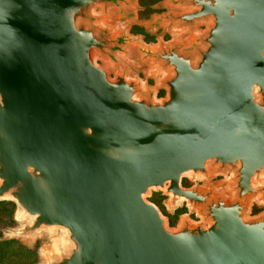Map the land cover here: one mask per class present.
I'll return each instance as SVG.
<instances>
[{"label": "water", "instance_id": "obj_1", "mask_svg": "<svg viewBox=\"0 0 264 264\" xmlns=\"http://www.w3.org/2000/svg\"><path fill=\"white\" fill-rule=\"evenodd\" d=\"M130 1L0 0V201L23 220L4 239L61 232L35 264H264V0H168L189 37L155 45L112 23ZM158 189L201 220L172 228Z\"/></svg>", "mask_w": 264, "mask_h": 264}, {"label": "rangeland", "instance_id": "obj_2", "mask_svg": "<svg viewBox=\"0 0 264 264\" xmlns=\"http://www.w3.org/2000/svg\"><path fill=\"white\" fill-rule=\"evenodd\" d=\"M167 0H131L130 5L125 7L126 11L130 13V18L127 20H121L118 17V12L115 10V16L112 18V23L119 29L127 26L129 33L139 40L143 45H155L159 42H170L173 39H187L189 33H184L181 30L174 29L169 23L162 22L161 17L171 12L181 13L185 9L178 8L177 6L167 5ZM100 10V9H98ZM160 17V18H159ZM159 18V19H158ZM208 24H199L198 30L206 29ZM135 55L129 60L128 74L130 77L139 78L146 87H151L157 90V96L166 95V89L157 86V76L152 72L151 64L144 63L140 60L139 51H134ZM102 63V62H101ZM161 76V75H160ZM226 177L220 174H211L208 180L201 176H195L193 174H186L183 178L184 184L192 186H207L214 184L217 190L229 195L226 187ZM264 186V182L262 183ZM170 195H167L165 191L158 189L152 190L149 200L154 202L168 219V222L172 228H176L182 217L187 215L194 221H200L201 217L187 200L179 201L176 206L169 205ZM16 222L12 227L0 228V234H6L8 237H12L14 229L19 227L23 220L20 219V209L16 207ZM264 212V198L259 197L254 199L251 206V215H258ZM7 230V232H4ZM62 233H39L36 234L33 239L20 238V241L28 247H36L38 251V260L36 263L42 262V252L52 246L60 244ZM35 264V263H34Z\"/></svg>", "mask_w": 264, "mask_h": 264}, {"label": "trees", "instance_id": "obj_3", "mask_svg": "<svg viewBox=\"0 0 264 264\" xmlns=\"http://www.w3.org/2000/svg\"><path fill=\"white\" fill-rule=\"evenodd\" d=\"M16 206L14 203L0 201V228L15 224ZM38 260L37 248H31L17 239H4L0 234V264H34Z\"/></svg>", "mask_w": 264, "mask_h": 264}, {"label": "flooded vegetation", "instance_id": "obj_4", "mask_svg": "<svg viewBox=\"0 0 264 264\" xmlns=\"http://www.w3.org/2000/svg\"><path fill=\"white\" fill-rule=\"evenodd\" d=\"M167 1H168V0H167ZM161 97H163V96H161ZM161 97H160V98H161ZM184 187L189 188V187H192V185L184 184Z\"/></svg>", "mask_w": 264, "mask_h": 264}]
</instances>
